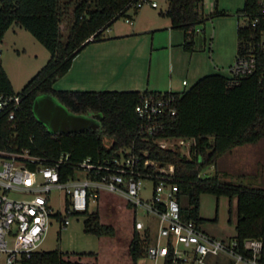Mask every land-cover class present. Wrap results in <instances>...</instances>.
I'll use <instances>...</instances> for the list:
<instances>
[{
    "label": "trees",
    "instance_id": "16d2710c",
    "mask_svg": "<svg viewBox=\"0 0 264 264\" xmlns=\"http://www.w3.org/2000/svg\"><path fill=\"white\" fill-rule=\"evenodd\" d=\"M138 0H76L68 33H63L62 0H0V43L7 30L18 24L28 30L51 53L46 64L36 72L21 91L15 92L12 81L0 59V92L19 93L22 101L15 117L0 119V147L9 150L29 149L51 163L61 153H70L72 172L74 165L90 157L92 161H104L119 150L132 147L135 152L147 150L152 158L174 163L175 175L171 181L179 186L177 192L181 212L185 219L198 224L205 220L200 215V195L204 192L237 198L235 239L238 250L245 256L251 252L244 248L249 237L262 238L264 242V188L247 186L221 179L219 173L202 175L205 167L215 165L227 151L238 145L253 143L264 137V46L261 44L264 22L252 26L245 22L237 26V53L254 55L257 67L251 74L235 77L219 72L198 78L190 87L172 91L177 98V115L172 126L164 133L177 137H195L190 156L180 147H161L152 137L140 135L141 120L135 107L142 95L155 90H79L58 89L55 82L66 74L73 60L88 44L102 40L104 31L127 11L134 8L137 14ZM205 0H168V7L161 14L171 19V27L184 31L181 43L185 50L193 51L196 28L207 19L227 14V10L215 8L209 14L204 11ZM238 15L264 17V0H244ZM55 94L74 112L89 109L104 113L101 131L92 129L78 132L50 133L34 116L33 101L39 93ZM162 134V135H164ZM105 135L112 136L108 145ZM64 174V173H63ZM65 175H63L64 177ZM133 206L131 203H128ZM231 211V209H230ZM84 230L97 235H112L114 227L102 222L98 211H84ZM149 234L135 229L130 241L129 254L134 263L147 256ZM78 256L79 259H72ZM83 256H94V262H82ZM96 252H70L60 249L36 250L24 255L22 264H98ZM264 264V246L259 257ZM169 264V262H167Z\"/></svg>",
    "mask_w": 264,
    "mask_h": 264
},
{
    "label": "built area",
    "instance_id": "2783aa9c",
    "mask_svg": "<svg viewBox=\"0 0 264 264\" xmlns=\"http://www.w3.org/2000/svg\"><path fill=\"white\" fill-rule=\"evenodd\" d=\"M145 4L158 6L156 0H138L136 6L141 8ZM245 17L246 22L255 27L264 22V17L256 16L251 20ZM132 20L127 16L128 22ZM261 44L264 46V33ZM256 67L254 55L240 56L230 65V71L232 76L240 77L253 73ZM182 82L188 84L186 79ZM21 101L19 93L0 92V119H13ZM135 112L141 120L140 135L147 139L152 137L163 148L180 147L190 156L191 147L196 144L195 137L164 134L177 115V98L172 91L142 95ZM0 158V261L4 264H22L20 259L24 255L30 256L40 250L54 222L65 228L70 215L90 211L89 206L100 190L122 195L134 207L141 206L158 218L157 235L147 246V257L155 264H207L209 256L221 253L236 261L263 264L259 262L264 246L262 238L244 240V248L251 252V256H245L237 248V239L211 236L194 220L185 219L177 194L179 186L171 181L175 175L174 163L152 158L147 150L138 153L132 147L121 148L119 154L103 162H94L88 157L74 165L72 172L65 170L72 165L68 152L45 163L44 158L29 149L0 147ZM77 170L84 175L76 176ZM145 180L153 184L147 199L141 197ZM54 190L64 192L63 210L52 203ZM11 191L24 196L12 197ZM144 227L145 224L136 219V229ZM146 230L144 228L143 233Z\"/></svg>",
    "mask_w": 264,
    "mask_h": 264
},
{
    "label": "rangeland",
    "instance_id": "374dc122",
    "mask_svg": "<svg viewBox=\"0 0 264 264\" xmlns=\"http://www.w3.org/2000/svg\"><path fill=\"white\" fill-rule=\"evenodd\" d=\"M76 0H62L63 19L61 27L65 35L68 33V25L73 18L74 3ZM158 6L153 7L145 4L139 8L142 16L139 28H144L150 21H161L163 16L160 11H165L168 7V0H156ZM216 0H205L204 11L209 14L215 8ZM244 4V0H218V8L227 10V14L215 16L199 24L196 28L194 50H185L182 46L184 31L176 29L173 37L174 50L170 58L169 47L167 46V28L155 29L151 32L141 29L138 37L123 40L125 49L130 48L136 58L134 63L142 71L143 78L148 79L150 68L152 80L156 79L162 84L169 79L182 88L190 87L198 78L203 75L219 72L230 76L229 65L235 61L237 52V26L244 24L246 17L238 15L237 10ZM132 17H136L134 8L127 11ZM130 23L127 16L119 18L115 25V32H125L130 30ZM113 32V31H111ZM108 31L103 33L107 35ZM4 44L0 45L3 65L6 71L13 79L15 92L21 91L28 80L38 72L51 56L50 51L37 40L24 27L13 24L4 37ZM122 43V42H121ZM121 45V44H120ZM129 50V49H128ZM80 53V52H79ZM75 57V68L64 77L55 82V87L68 84L69 79H92L90 71L83 72L79 67L78 55ZM170 60L174 61L170 69ZM198 65L201 69L198 72H187L188 69ZM186 78L189 82L183 85L182 81ZM144 81V80H143ZM120 86V85H119ZM79 90H85L78 87ZM76 88V89H78ZM102 88V87H101ZM93 90H113L118 87L108 89ZM108 144L113 142V137L105 135ZM1 160V158H0ZM219 173L221 179L234 183H240L247 186L264 188V137L253 143L238 145L223 154L215 165L207 166L203 169L202 175H213ZM76 176H83L84 172L77 170ZM153 184L151 181H144V187L141 190V197L147 199L150 197V189ZM12 197H22L17 192H10ZM64 192L54 190L51 194L52 203L55 207L63 210L62 201ZM235 199V198H234ZM230 203V198L221 195L219 198L215 194L204 192L200 195V214L205 218L200 223V227L209 235V223H213L221 230L234 232V219L236 216V200ZM231 209V211H230ZM90 211H98L102 222L109 223L114 227L112 235H97L88 233L84 230V213L70 215V222L65 228H60L59 223L54 222L45 238L43 239L40 250L60 249L70 252H96L98 264H135L129 254L130 241L135 229V220H140L145 224L149 234V241L155 239L158 232V218L148 213L143 207L130 206L126 198L122 195L100 190L95 201L89 206ZM218 212L217 220L209 219ZM232 220L230 221V218ZM143 229H138L145 235ZM220 238V237H217ZM226 239V238H225ZM72 259H79L78 256H72ZM82 262H94V256H83ZM0 264H4L0 261ZM13 264H18L14 262ZM136 264H155L154 260L147 256L142 257Z\"/></svg>",
    "mask_w": 264,
    "mask_h": 264
},
{
    "label": "crops",
    "instance_id": "0c3cea01",
    "mask_svg": "<svg viewBox=\"0 0 264 264\" xmlns=\"http://www.w3.org/2000/svg\"><path fill=\"white\" fill-rule=\"evenodd\" d=\"M159 14L161 13L159 12ZM161 15L163 16L161 21H156V22L150 21L149 23L146 24L147 26H145L144 28H139L138 24L141 23L142 16L140 12L138 11L136 17L133 18L131 15L133 20L132 22H129L131 24L130 30L125 31V32H115L114 31V25L117 21L116 20L110 27L106 29L108 31V34L104 35V38L102 40L94 41L88 44L78 55V58H79L78 62H79L80 69L83 72L90 71L91 72L90 74L93 75L92 79H87V80L80 79L79 80V79L72 78L71 80L69 79L67 85L59 86L58 89H76L78 87H81L87 90H93V88L100 89L101 87L102 88L108 87V89H111L113 87H118L117 90L149 89V90H155V91H169V90L170 91H180L186 88V87L182 88V86L176 85L172 81V79H169L164 84H162L161 81L159 82L156 79L152 80L151 68H150V73L148 74V79H146V82H145V77L143 78L142 71H140L138 69L139 68L138 65L134 63L135 58H136L135 54L133 53L132 50H130V48L125 49V47L123 46L124 45L123 40L132 38V37L139 38V33L141 32L140 31L141 29H145L144 31L146 32H151L155 29L167 28L168 29L167 46L169 47L170 58H171V55L174 50L173 37L175 36L176 29L171 27V19L168 16L163 15V14ZM183 40H184V35H183ZM4 43L5 42L3 39L0 45H3ZM1 49H0V53H1ZM3 63L4 62H2V64ZM173 64H175L174 61L170 60V64H169L170 69H172ZM75 66H76L75 60H73L72 66L70 67V69L68 70L66 74H68L69 72H72ZM200 69H201L200 66L195 65L194 67L188 69L187 72H191V70L193 72H198ZM66 74H64L62 77H64ZM9 77L13 84V79L11 78L10 75ZM234 198H232V200L230 199V203L233 202V199L236 200V216L234 219V232L227 233V231L221 230L218 226L216 227L213 223H209V233H211L213 236L220 237L222 239H225V238L230 239V238H234V236L236 235L237 233L236 231L237 198L236 197ZM200 215L204 217L202 214ZM214 218L215 220H217L218 218L217 211H216V215L213 218L209 217V219H214ZM231 220H232V217L230 218V221ZM207 264H250V263H248L247 261H236L230 255L226 253H221L218 255L209 256Z\"/></svg>",
    "mask_w": 264,
    "mask_h": 264
},
{
    "label": "water",
    "instance_id": "95a60500",
    "mask_svg": "<svg viewBox=\"0 0 264 264\" xmlns=\"http://www.w3.org/2000/svg\"><path fill=\"white\" fill-rule=\"evenodd\" d=\"M32 110L36 119L50 133H69L88 129L101 131L103 127V112L93 109L87 112H74L52 93L45 92L36 95ZM105 142L108 144L106 140Z\"/></svg>",
    "mask_w": 264,
    "mask_h": 264
}]
</instances>
